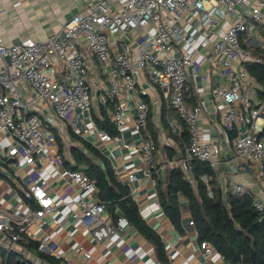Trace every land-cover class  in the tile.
I'll return each mask as SVG.
<instances>
[{"label":"built area","instance_id":"obj_1","mask_svg":"<svg viewBox=\"0 0 264 264\" xmlns=\"http://www.w3.org/2000/svg\"><path fill=\"white\" fill-rule=\"evenodd\" d=\"M263 31L264 0H87L81 11L46 39L26 38L11 44L0 40V56L4 60L0 65V172L7 167L15 168L17 158L22 157L28 165H37L45 152L44 139L49 131L37 112H33L34 100L48 103L60 119L73 115L88 130L89 113L96 105L97 94L101 93L102 103L112 105V122L118 131L126 125L131 107L134 109L136 125L145 131L137 147L149 164V172L152 174L156 169L163 173L164 185L168 183V171L175 164L182 168L183 178L194 188L200 180L209 184L208 174H195L192 160L206 162L217 172L226 161L218 142L198 140L196 122L203 107L200 104L189 110L185 96L194 52L211 45L216 56L224 57L220 62L227 68L225 76L230 82L220 97L227 105L225 125L235 132L234 158L255 163L258 167L255 178L263 181L264 129L259 120L264 117V100L252 104L242 90L243 81L249 76L246 65L262 62L264 39L260 34ZM245 32L249 34L246 37ZM243 41L260 47L258 54L244 46ZM93 58L98 67L93 66ZM102 70L106 74V86L102 85ZM58 73L64 82L57 78ZM141 74L150 77L149 86H158L160 102H164L168 110L175 109L190 126L192 141L181 159L169 162L161 157L160 165L154 162L157 145L148 124L149 87L144 86ZM24 88L34 99L25 98ZM123 90L133 99L130 104ZM253 93L258 95L257 87ZM243 102L249 107L251 117L247 123ZM170 125L175 133L181 132L176 119H170ZM99 135L103 141L114 138L106 130H101ZM54 139V135L49 134V140ZM231 170L238 168L231 166ZM220 174L223 199L227 201V185L232 182L235 192L249 195L264 218L261 198L227 172ZM136 175L135 169L126 172L131 183ZM60 176L76 184L78 209L74 216L97 241L128 227L129 220L124 215L115 221L108 214L105 202L98 197L97 181L86 171L63 167ZM47 183L44 175L26 182L25 193L37 201L36 209L24 211L20 206L0 203V250L5 249L8 255L0 264H9L8 259L13 255L19 262L49 264L40 256L27 257L19 248L22 234L29 232L32 224L41 227L54 208L55 198L47 190ZM131 192L138 196L137 188H132ZM209 195L213 196L211 188ZM188 223L195 226L192 216ZM15 227L17 231H13ZM7 231L12 233L7 234ZM199 248L206 259L218 252L208 240L199 242ZM220 256L226 260L224 255ZM58 264L74 263L63 258Z\"/></svg>","mask_w":264,"mask_h":264},{"label":"crops","instance_id":"obj_2","mask_svg":"<svg viewBox=\"0 0 264 264\" xmlns=\"http://www.w3.org/2000/svg\"><path fill=\"white\" fill-rule=\"evenodd\" d=\"M86 2L87 0H0V40L4 44H11L26 38L46 39L58 32L67 19L81 11ZM248 35L247 32L243 34L244 37ZM260 35L261 39H264V31ZM250 48L255 54L261 49L252 46ZM261 53L263 60L264 50H261ZM221 59L224 57L216 56L211 45L199 47L194 52V61L189 68L186 107L193 110L197 105H202L203 111L196 122L197 137L201 142L211 140L221 146V155L226 162L220 172H227L233 179L245 184L264 202V180L257 181L255 178L257 165L234 158L235 132L225 125L224 114L227 105L220 97L222 90L230 83L225 76L227 68L220 62ZM3 63L4 60L0 56V65ZM92 63L94 67H98L95 58ZM100 73L103 77L102 85H108L104 79L105 72L102 70ZM58 75L59 73V79ZM141 77L145 79L144 86L149 87V94L146 96L150 105L148 124L157 145L154 162L160 165L161 157L169 162L181 159L192 141V135L189 143L184 144L175 137L181 138L183 128L188 125L190 129V126L175 109L168 110L165 103L160 102V90L157 85L149 86L150 77L144 74H141ZM256 87L257 90L261 88L249 73L243 81L242 90L252 104L264 100L259 94L254 95L253 89ZM126 91L123 90L130 104L133 99L128 97L130 94ZM23 95L29 100L34 99L26 88L23 89ZM100 96L101 93H98L96 105L89 113L91 119L87 122L88 130L83 128V123L75 120L73 115L60 119L48 103L42 100L33 101V112H37L47 126L49 134L54 135L55 139L50 141L49 134L45 137V152L37 165H28L22 157L17 158L15 168L7 167L5 171L0 172V203L20 206L24 211L38 208L37 201L25 193L26 182L44 175L48 182L46 188L55 198V205L41 227L32 224L30 231L22 234L19 248L27 257L40 256L49 264H58L63 258H69L74 264H229L221 258L220 252L208 259L204 257L199 248L201 241L198 239L196 225L191 226L188 223L192 214L189 201L184 195H179L182 229L179 230L173 224L161 204L160 186L164 185V175L156 169L152 174L149 172V164L137 147L145 131L136 125L134 109L131 107L126 125L122 131H118L112 122V105L103 104ZM241 106L245 111L244 122L247 123L251 119L249 107L244 102ZM170 119L178 121L180 133L172 130ZM259 123L264 129V117ZM101 130L108 131L114 138L110 141L101 140ZM167 148L173 149V157H169ZM84 158L104 171H107L110 165L120 183L128 186V194L137 203L143 219L159 234L165 260L159 256L156 244L130 221L128 227L119 234L97 241L81 221L75 218L74 212L78 209L75 202L77 186L71 180L61 177L60 170L67 167L87 172L88 163L81 162ZM176 166L179 165L175 164L174 167ZM231 166H236L238 170L233 172ZM130 169L137 171V177L132 183L126 176ZM215 172L222 189L221 174L216 170ZM134 187L138 189L137 197L131 192ZM195 191L198 192V186ZM227 191L237 194L232 182L228 183ZM106 209L115 221L120 215L125 216L119 206L114 212L108 207ZM14 230L17 231L18 227ZM10 232L12 233L7 231V234H11ZM5 240L9 241L7 238ZM87 253L91 254L90 257L86 256ZM7 256L5 249H1L0 263ZM9 258V264L17 261L14 255Z\"/></svg>","mask_w":264,"mask_h":264},{"label":"trees","instance_id":"obj_3","mask_svg":"<svg viewBox=\"0 0 264 264\" xmlns=\"http://www.w3.org/2000/svg\"><path fill=\"white\" fill-rule=\"evenodd\" d=\"M247 67L251 77L261 86L258 89L259 97L264 99V59ZM175 138L181 144L189 143L191 134L188 125L183 128L181 138ZM167 151L169 157H173V149L167 148ZM85 161L88 163L87 173L97 181L99 199L112 212L119 206L126 218L156 244L159 256L165 260L161 238L143 219L137 203L128 194V186L120 183L110 165L104 171L87 158L81 162ZM191 165L197 176H210L209 184L199 181L197 193L185 181L183 170L179 166L169 170L168 183L160 186L161 204L173 224L179 230L182 229L179 195H184L189 201L199 241H210L229 263L264 264V218L254 207L252 198L228 192L225 201L215 170L197 159L192 160ZM209 188L213 191V196L209 195ZM14 264L27 263L16 261Z\"/></svg>","mask_w":264,"mask_h":264},{"label":"rangeland","instance_id":"obj_4","mask_svg":"<svg viewBox=\"0 0 264 264\" xmlns=\"http://www.w3.org/2000/svg\"><path fill=\"white\" fill-rule=\"evenodd\" d=\"M242 44H243L244 46H246L247 48H249V49H250V45L246 44V42H245V41H244V42H242ZM58 76H59V80H60V82H64V79L61 77V75L59 74ZM216 186H217V185H216Z\"/></svg>","mask_w":264,"mask_h":264}]
</instances>
